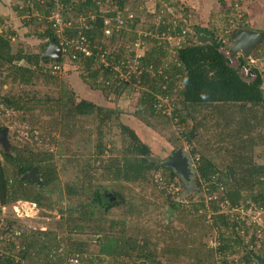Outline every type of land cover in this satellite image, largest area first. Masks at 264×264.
I'll return each mask as SVG.
<instances>
[{
	"label": "trees",
	"instance_id": "trees-1",
	"mask_svg": "<svg viewBox=\"0 0 264 264\" xmlns=\"http://www.w3.org/2000/svg\"><path fill=\"white\" fill-rule=\"evenodd\" d=\"M63 1L66 5L64 16L72 21V26L66 30V37L74 39L83 31L91 49L97 47L92 56L86 57L73 46L65 44L66 55L62 61L68 64L65 72H71L73 62L81 64L83 67V72L80 73L81 80L90 90L100 91L108 103L112 104V101L110 102L112 95L120 96L131 87H127L125 79L121 78L113 67L105 66L100 54L107 52L106 60L119 65L126 53V44L121 42L122 44L118 46V42L125 37V30L133 29L138 20L133 19V23H127L121 30H117L114 27L115 22L112 21L111 35L105 33L108 27L105 21L117 18L123 13L126 18L128 12L132 13L126 11V3L129 0ZM238 1L231 0V5L224 11L230 16L239 14V10L235 9V3L238 6ZM54 3V0H27V3L21 4L20 9L18 8V15L27 19L23 26L30 29L24 33V37L46 38L36 53L13 51L12 43L15 42V37L17 39L19 37L17 31L10 29L0 33V86L3 90L8 84H12L13 87L36 84L45 73L52 79H57L54 71H45L47 63H57L53 59L43 58L52 38L60 43L54 28L46 19L51 15ZM108 4L111 7L106 9L107 13H103L101 8ZM176 4L170 3L174 7ZM162 6L158 3V10H161ZM28 13L32 14L31 18ZM81 19H84L87 27L82 25ZM239 19L243 20V17ZM185 22L186 20L179 17L175 32L168 29L173 27L170 22L167 25H159L158 33L179 36L186 27ZM238 26L242 28L246 25L239 23ZM194 28L202 27L195 25L191 30ZM190 35L192 39L185 35V41L174 46L176 56L164 74L159 73L162 58L166 53L164 46L153 48V51L143 59V65L147 70L140 76V84L144 90L138 100L136 116L153 128L150 122L147 124V118L154 121L165 116L162 114L164 107L159 106V97L164 99L177 97L182 110L179 113L175 111L172 119L177 121L179 127L186 126L185 136L188 143L195 146L196 141L200 142L198 138L203 129H206L208 113L210 109L213 111V108L219 110L215 114L218 116L216 122L222 143L227 137H230V141L219 147V151H223L227 157L222 160L216 158L223 163V168L213 159L210 154L212 149L207 145H201L202 150L192 148V155L196 159V185L201 189L202 185L206 187L207 197L201 195L195 200L190 196L186 209V204L175 202L169 195V211L178 212L176 217L179 216L177 218L180 224L173 228L171 223L165 225L157 242L161 246L160 251H157L158 245H155L154 249L150 247L158 229L139 228L137 233L128 234L126 219H111L109 215L113 209L124 206L127 207V215L136 216L138 223L145 224V215L141 216V211L143 208L148 209L149 204L143 202L137 205L127 200L126 186L128 188L130 184L152 182L155 172L159 169L169 170L172 180L176 178L182 182L183 180L171 167L159 164L164 161L153 157L150 142L154 143L151 139L154 135L151 129V133L148 131L150 134L142 130L145 136L141 137L136 128L121 118L122 113L119 109L111 107L112 105L95 103L88 98L78 101L74 93L72 91L69 93L65 88L58 94L51 93L42 98L38 94L33 96L25 94V89L19 95L13 93V89L3 92L4 94L0 91V108L3 106L6 110L19 112L23 119L22 124H27L32 133L36 129H41L44 134L46 128L50 127L51 135L59 131L61 137V148L56 153L49 149H41L37 143L34 148L29 144L22 147L11 143L7 147L3 145L4 149H0V202L6 206H13L20 200H26L40 207L44 206L49 200V197L44 195V190L47 189L48 193L53 192L59 180V166L55 157L69 156L62 171L74 170L76 177L69 181L64 189L68 199L75 201L67 217L66 232L70 249L68 255L76 254L82 257L81 255L96 250L98 255L109 256L112 264H218L216 258H223L222 263L226 264L229 253H237V247L242 246L245 255L236 264H264V248L259 249V252L248 250L239 234L244 221L240 216L231 215L233 214L231 211L242 207L246 210L251 206L264 210V164H258L253 154L256 147L264 145V76L257 68L251 69L250 74H254L255 78L249 82L245 81L231 65L230 59L220 50L228 43L223 44L222 40L216 37V32L213 42L207 44L198 43L193 31ZM135 38L131 40L135 41ZM73 53L77 56L75 61L72 60ZM132 55L134 56L133 53ZM239 60L242 65H247V60L243 57ZM37 70L40 72L37 73ZM132 80L134 84L138 82L135 77ZM224 105L232 108L234 114H237L239 121L236 127L222 122L220 115L225 111ZM83 118L90 119L92 125L94 124L96 139H93L92 147L87 145L90 139L82 138L84 145H79L81 139L74 138L77 130L83 129L81 122ZM224 125L228 129L226 132L221 130L225 128ZM2 128L6 127L0 124V129ZM116 137L120 138L118 140L122 142L120 145ZM58 140L57 137L52 138L51 145L55 146ZM75 143L82 147L81 149L89 150V156L84 158L83 162L75 157L77 152L72 154L75 151L72 148ZM34 168L37 169L35 172L37 177L36 181L32 182L34 196H31L30 189L23 186L24 181L20 178ZM230 168H234V179ZM11 179L16 182L15 187H10ZM57 203L63 205L60 199ZM223 207H227L229 212L225 213ZM211 212L212 215L209 217ZM210 234H214L218 245L208 249L204 240ZM73 235H83L86 238L75 239ZM27 238L23 239L24 244ZM53 239H56V236H53ZM94 241L98 245L96 249L92 248ZM29 242L31 244H26V247L19 251L20 261L15 259L16 246L12 242L9 245L12 254L7 253V256L0 254V264H23L28 250L33 245L32 241ZM53 245L59 247L56 242ZM49 255L50 252L45 258L48 259ZM158 255L165 261L159 260ZM55 262L57 261L50 259L48 264Z\"/></svg>",
	"mask_w": 264,
	"mask_h": 264
},
{
	"label": "rangeland",
	"instance_id": "rangeland-1",
	"mask_svg": "<svg viewBox=\"0 0 264 264\" xmlns=\"http://www.w3.org/2000/svg\"><path fill=\"white\" fill-rule=\"evenodd\" d=\"M211 1L214 2L215 0ZM199 2V0H196V3L194 1H190V4L192 7H195L199 4ZM21 3H27V0H23L21 1ZM158 3H161L163 5L161 10H158ZM170 3H177V6H171ZM184 3L185 2L182 0H129V2L126 3V11H132V13L135 14L134 20L137 19L138 22L135 23V27H133V29L125 30V37L121 38L118 42V46H120L122 43L126 44V53L124 55L122 54L123 59L121 61H123L124 59L126 60H124L125 63L121 64L122 67H119L117 71L124 76V83L128 85V88L131 87V89L124 91L120 96L112 95V99L110 100V102L112 101V104L108 103L109 101L105 99L100 91L90 90L89 86L85 84L80 78V73L81 71L83 72V67L81 66V64L74 62V66L69 73L65 72V67L68 65L65 63L62 64L61 72H53L54 76L57 79H52L47 75V73H45L40 77L39 80H37L36 84H31L28 86L19 85L15 87H13L12 84H8L5 86L3 85L4 90L0 86V91L3 93L10 91V89H13V93L19 95L25 89V94H29L30 96L38 94L42 98L47 94H58L60 91H62L63 88H65L69 93H71L72 91L78 101L84 98H88L92 99V101H94L95 103L112 105L111 107L119 109L122 113L121 118L124 119L126 123L136 128V131L141 134V137L145 136L142 133V130L146 131L148 134L152 132L154 135L153 138H151L154 143L150 142V145L152 147V154L153 157L157 158L159 161H165L166 159L174 155L176 150L183 148L189 155L192 156L194 168H196V159L192 155V148L197 147L199 150H202L201 145H207L208 148L212 149V152H210V154H212V157H214L213 159L221 168H223V163L219 160H222V158H225L227 156L223 151H219V147L224 143L229 142L230 137H227V140L225 139V141L222 143L221 136L219 135V126L216 122V118L218 116H216L215 112H219L217 108H213L214 112L210 109L206 124L207 130L205 128L203 129L200 138H198L200 142L196 141L195 146L191 145L186 140V126L184 125V127H179L177 121L172 119V114L175 111L176 113H179L180 110H182V106L179 104L177 97H172L171 99H164L162 97H159L160 108H165H163L162 114L167 117L163 116L164 118L160 117L159 119H154V121H150L149 118H147V124H149L150 122V125H152V127L157 131L147 126L146 123H144L136 116V111L138 110V100L140 99L144 90H142L140 84V76L144 70H147L143 65V59L153 51V48H157V46H164L165 48L163 49L166 53L162 58V65L159 70L160 74H164V72L168 70L169 66L174 60V57L176 56L174 54L175 51L173 50L174 46L179 45V42H184L186 39L184 37L175 39V37L166 34L162 35V37L158 36L159 34L157 27L159 26V17L166 16L170 19L171 15H175L176 21L178 19L177 17H181V20H186V27L184 29L186 31V37L189 39H192V36L190 34L191 31H193L191 30L193 26H206L208 29L210 28L209 30H214L216 32V37L218 35V38L225 39L228 43L226 48H230L231 33L234 27H238L240 21L238 13L236 15H231L230 18H226V21H222L223 19L225 20V13L219 14V12H215L211 7L209 8V12L212 14H204L202 12H197V8H190L189 5L186 6ZM207 3L210 2L207 0L203 4V7ZM110 7V4L103 6L105 10L109 9ZM222 8L223 10H225L227 6L224 5ZM172 12L173 14H171ZM5 13L7 14V12ZM6 14L0 15V33H2V31H9L11 29L15 32L17 31V33L19 34V29L23 27L25 28V26L23 25H25L27 19H21L20 17L19 19L17 17L13 19ZM30 14L28 13V16H30L29 18H31L32 16V14ZM121 15L125 17L124 13ZM130 23H133V19L130 21ZM167 24L169 23H166V25ZM24 32H22V34L20 33L17 41L12 43L13 51H23L24 53L28 54L36 53L39 48V42L36 40V38L24 37ZM134 36L137 37L135 38ZM133 38H135V41L131 40ZM45 39L46 38H41L43 42L45 41ZM135 43L137 44L135 45ZM132 53L134 54V56L132 55ZM252 58L255 59V63H251L250 59H246L249 70L257 68L264 76V43L260 45L258 49L253 53ZM230 63L239 72V74L245 81L249 82L255 78L250 74L246 75V71L238 58H232V60L230 59ZM111 65L112 67L118 66H113V64ZM53 66L54 63L50 62L45 66L47 69H44H46L45 71H53ZM39 72L40 71L37 70V73ZM133 77L138 80L136 84H134V81L132 80ZM0 109V124L9 129V136H11L10 143L12 145L18 144L22 147L26 144H29L30 147H35L38 144L41 149H49L53 153H56L57 150L61 148V137L59 131L51 135V128L48 127L46 128L44 134H42L41 129H36L35 132L32 133L31 128H29L27 124H22L23 119L21 118L19 112L6 110L3 106ZM223 109L226 112L224 111V113L220 115L222 122L226 124L230 123L231 125H234V127H236L237 122L239 121L237 114H234L233 109L228 107L227 105H224ZM43 121H45V118L43 119ZM81 122L83 124V129L77 130L74 138L76 140L81 139L79 145H84V143L82 142V138L83 140L88 138V140L90 139L88 141L90 143L87 145L92 147V143H94L93 141L96 139V132L95 130H93L94 124L92 125L91 120L86 118H83ZM146 126L148 128H146ZM221 130H223V132H226L228 129H226L225 126V128H221ZM148 131L151 132L149 133ZM54 137L59 138L58 143H56L55 146L51 145V139H54ZM147 137L149 138L150 135H147ZM116 140L118 145L122 143L118 141L120 140L119 137H116ZM79 145L75 143L72 146V148L75 150L72 152V154H76L77 152L75 157L79 158L83 162V159L89 156V150L81 149L82 147L80 148ZM0 149H2L1 145ZM253 154L258 164H264V145H259L258 147H256ZM68 157L69 156H65L64 158L58 156L55 157L56 163L59 166V180H57L55 184V190H53V192L48 193L46 192L47 189L44 190V195L49 197V200L47 201V203H45L44 206H34L32 204L23 203V201H20L16 202L15 205L13 204V206L9 205L5 208L3 215H1L0 217V254L5 256H7V253L12 254V251H9V245H11V243L13 242L16 246L14 251L15 259L16 261H20L21 257L18 255L19 251L25 248L26 244H31L29 241H32L33 245L28 250L27 258L23 260V264H48L50 262V259L57 261L55 262V264H65V262H67L69 259L76 257V254L68 255L70 249L68 246V233L66 232L68 229L67 217L70 213L69 210L70 207L75 204V201H71L68 199V197L65 195L64 189L66 184L76 177L74 170L72 171L70 169L69 171H62V168L66 164V160L68 159ZM216 158H219V160H216ZM169 173V170L159 169L155 172L153 176L154 180L152 182H144L138 185L130 184L128 188L126 186L125 194L127 196V200L132 201L137 205H140L143 202L149 204L148 209L143 208L141 211V216L145 215L144 222L146 225L138 223V217H130L129 215H127L126 211L128 210H126L127 207L125 208L124 206L113 209L112 213L109 215V218L111 219H126L125 221L127 222L126 226L128 229V234L137 233L139 228L142 230L158 229L157 234H154V238L151 240L152 244L150 243V247L152 249L155 248V245H158L156 247L157 251H160L161 249V246H159L157 242L158 237L161 236V231L164 229L165 225L171 223V226L173 228L179 226L180 224L177 218L179 216L176 217V214L178 212H176L175 210L169 211V195L173 197V200L175 202L186 204V209L188 207V202L190 201V196H193V199L195 200H197V198H200L201 195L207 197L206 187L202 185V191V189L196 185V174L195 177L192 178V182L190 184L191 188L187 189L186 185L178 178L172 180ZM176 188H179V191L176 192ZM199 191L202 192L198 194ZM58 199H60V203H62L63 205H59L57 203ZM15 206L17 207L18 212H15ZM61 209H63V212H61ZM222 209L223 211H225V213L229 212L227 207H223ZM26 210L29 211L27 212ZM257 210L260 209L256 207L253 208L251 206V208L247 210L242 207L239 210L231 211V213H233L231 215L242 217L244 224L242 225V228L239 229V234L243 238L244 246H246L248 250L255 252H259V249L264 248V246L262 247V245L264 244V233H259L258 228L254 227L255 224H251L253 221V217H256L259 214H262L261 217L264 216L263 210L259 213H257ZM210 215H212V212L209 213L208 216L210 217ZM45 233L53 234L46 236L44 235ZM214 234L208 235L204 240V243L208 245V249L210 247H217L218 245L215 240ZM53 236H56V239L52 240ZM25 237H28L26 239V244H24L23 241ZM73 238L85 239L86 237H84L83 235H73ZM55 242L59 247L53 245ZM96 246L98 247V245H96L94 241L92 248H95ZM237 249V253H229V255L227 256L226 264H236L240 261V259L243 258V255H245V250L242 246H238ZM49 252L50 255L47 259L45 257ZM81 256L83 257V261L85 264H112L111 258L109 256L100 254L98 255L96 250H94L93 252L85 253ZM158 259L165 261V259H162L159 255ZM215 260L218 264H223V258H216Z\"/></svg>",
	"mask_w": 264,
	"mask_h": 264
},
{
	"label": "built area",
	"instance_id": "built-area-1",
	"mask_svg": "<svg viewBox=\"0 0 264 264\" xmlns=\"http://www.w3.org/2000/svg\"><path fill=\"white\" fill-rule=\"evenodd\" d=\"M54 6L52 8V12H51V15L46 18L48 23H50L52 25V27L54 28L56 34H57V37L60 41L59 44H61L62 46V49H63V57H65V53H66V47L64 46L65 44L67 45H70V46H73L74 49L76 51H79L81 52L83 55H85L86 57L88 56H92L94 54V50L97 49V47L95 46L93 49H91V47L89 46L88 44V40L87 38L85 37V35L83 34L84 32L83 31H80L78 36L74 39H68L66 37V30L69 29L71 26H72V21L71 20H68L65 16H64V12L66 10V5L64 4V1L63 0H54ZM171 10V9H169ZM128 12V11H127ZM173 14V12L171 13ZM170 14V15H171ZM239 18H242V15L239 14L238 15ZM179 18V17H177ZM134 19V14L133 13H129L128 12V16L125 18L124 16H122L121 14H119L117 16V18H113V19H106L105 23L106 25L108 26L106 28V31L105 33L107 35H111L112 34V30L113 28L110 27L112 21L115 22L114 23V27L117 29V30H121L122 28H124L127 23H130V21ZM81 21L83 22V26H86L85 25V22H84V19H81ZM158 25H165L166 23H172L173 24V27H170L168 28L169 30H175V27L178 25L176 19H175V15H171V18H167L166 16H161L159 17L158 19ZM169 23V24H170ZM87 27V26H86ZM176 31V30H175ZM174 31V32H175ZM185 29L183 30L182 34L181 35H177L176 36L174 34H168V33H163L162 35H171L172 37H175L180 39V38H183L185 37ZM160 37H162V35H160V33H158ZM220 40H222L223 44H226L227 41L224 40L223 38H220ZM137 43H135L136 45ZM180 44V42H179ZM99 51H101V48L99 47L98 48ZM220 50L226 55V57H228L229 59L232 60V56L230 55V52H229V49L226 48V46H222L220 48ZM106 54H108L107 52H103L102 54H100V57L104 60L103 62L105 63V66L106 67H112L111 64H113V66L117 65L115 64L114 62H109L106 60ZM77 59V56L75 53L72 54V60L75 61ZM250 62L251 63H255V59L254 58H250ZM125 61H121V63L117 66V67H113L115 69V72L118 73L117 69L120 67H122L121 64H124ZM245 71H246V75H249L250 74V71L251 69L249 70L248 68V65H243ZM53 71L55 73H59L62 71V64L61 63H57V64H54L53 66ZM120 77L124 79V76L122 74H120ZM251 76H254V74H250ZM117 76V75H116ZM162 180V179H160ZM179 191V188H176V192ZM241 209V208H240ZM239 210V209H238ZM262 210H257V213L261 212ZM264 211V210H263ZM262 214H259L257 215L256 217H253V221L251 224H255V228H258V232L259 233H264V216L261 217ZM65 264H85L84 261H83V257H80L79 255H77L76 257L74 258H71L69 259L67 262H65Z\"/></svg>",
	"mask_w": 264,
	"mask_h": 264
},
{
	"label": "water",
	"instance_id": "water-1",
	"mask_svg": "<svg viewBox=\"0 0 264 264\" xmlns=\"http://www.w3.org/2000/svg\"><path fill=\"white\" fill-rule=\"evenodd\" d=\"M193 33L196 35L197 42L200 44L212 43L214 40V32L208 29L194 28ZM230 40L231 45L229 52L233 58L243 57L244 59H250L258 47L264 43V31L236 27L231 33ZM43 58L53 59L57 63L62 61L63 49L61 44H59L55 38L51 39L46 52L43 54ZM8 136L9 129L7 127L0 130V143L6 147L10 145ZM151 160L156 161L154 158H151ZM159 164L164 167L173 168L181 177L185 185L192 182V178H194L195 168L192 157L183 148L176 150L174 155ZM36 170V168L32 169V173H35ZM230 173L234 179V168H230ZM30 174L31 173H28L25 176ZM186 187L187 189L189 188L188 186Z\"/></svg>",
	"mask_w": 264,
	"mask_h": 264
},
{
	"label": "crops",
	"instance_id": "crops-1",
	"mask_svg": "<svg viewBox=\"0 0 264 264\" xmlns=\"http://www.w3.org/2000/svg\"><path fill=\"white\" fill-rule=\"evenodd\" d=\"M5 1L6 0H0V15H5L6 14L5 12H7L6 15H9L11 18L15 19V17H17L19 19L20 16L18 15V13H19L18 8L20 9L21 4H23V3H21L22 0H9L6 2ZM182 1L185 2L184 4L186 6L189 5L190 8H197V10H198L197 12H202L204 14H212L209 12V8H211V7L215 12H219V14L225 13L226 14V15L224 14L225 20L223 19L222 21H226V18H228L230 16L226 11L223 10L222 7L224 5L227 7L229 5H231V0H225L226 2L225 1L222 2V0H215L214 2H212L211 0H208L210 3L205 4L204 5L205 8L203 7V4L207 0H203L204 3L202 0H199L200 1L199 4L196 5L195 7L191 6L190 1H194L196 3V0H186V1L182 0ZM186 2H187V4H186ZM237 3H238V6L235 3V5H236L235 9H238L240 12L239 14H241L243 17V20L241 19L239 21V23H241V25H246L245 27H242V28L250 29V30H256V31H264V0H239ZM101 11L103 13L108 12L103 7L101 8ZM20 18L23 19L22 16ZM206 23H208V22H206ZM23 28L19 29L21 34H22V32H24V30H25V32H28L27 31L28 29H26V27L24 29ZM202 28L208 29L206 26L202 27ZM234 28H236V27H234ZM212 32L215 33V31H213V30H212ZM20 33H19V35H20ZM217 37H218V35H217ZM30 38H36V40L39 42V45H41L45 42V41L43 42L41 40V38H38L35 36H31ZM15 41H17L16 37H15Z\"/></svg>",
	"mask_w": 264,
	"mask_h": 264
},
{
	"label": "flooded vegetation",
	"instance_id": "flooded-vegetation-1",
	"mask_svg": "<svg viewBox=\"0 0 264 264\" xmlns=\"http://www.w3.org/2000/svg\"><path fill=\"white\" fill-rule=\"evenodd\" d=\"M2 129H4V128H2ZM2 129H0V130H2ZM8 138H9V140H10V138H11V136H8ZM0 145L2 146V148L4 149V147H3V144L2 143H0ZM8 151L10 150V149H7ZM4 154V152H2V155ZM191 156V155H190ZM192 157V156H191ZM3 158V157H2ZM173 169V168H172ZM174 170V169H173ZM175 171V170H174ZM176 172V171H175ZM28 173H31L30 175H28V176H25L26 174H28ZM195 174H196V168H195ZM36 177H37V175H35V173H32V170H30V171H28V172H26L24 175H22L21 176V180H23L24 181V184H23V186L24 187H26V188H29L30 189V191H31V196H34V185H33V183L32 182H35L36 181ZM194 177H195V175H194ZM13 180H14V178H13ZM11 181H12V179H11ZM11 184V186L10 187H15V185H16V182L15 181H12V182H10L9 183V185ZM191 184V182L188 184L187 183V186H191L190 185ZM17 185L18 186H20V184L19 183H17ZM21 202L23 201V203H29V204H32V205H34V206H37L35 203H33V202H31V201H26V200H20ZM20 201H18V202H20ZM15 205V204H14ZM24 206V205H23ZM22 206V207H23ZM7 206L6 205H3L2 204V202H0V217H1V215H3V212H4V210H5V208H6ZM15 209H16V211L15 212H18V209H17V207L15 206ZM27 212L29 211V210H26ZM1 220H3V219H1Z\"/></svg>",
	"mask_w": 264,
	"mask_h": 264
},
{
	"label": "clouds",
	"instance_id": "clouds-1",
	"mask_svg": "<svg viewBox=\"0 0 264 264\" xmlns=\"http://www.w3.org/2000/svg\"><path fill=\"white\" fill-rule=\"evenodd\" d=\"M238 59H239V58H238ZM62 61H63V59H62ZM62 61L60 62L61 64L63 63ZM56 63H57V62H56ZM63 64H64V63H63Z\"/></svg>",
	"mask_w": 264,
	"mask_h": 264
}]
</instances>
